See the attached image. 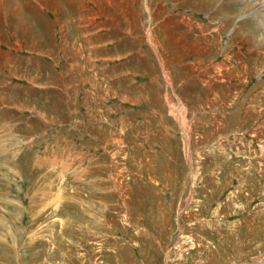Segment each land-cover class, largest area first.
<instances>
[{"label":"rangeland","instance_id":"1","mask_svg":"<svg viewBox=\"0 0 264 264\" xmlns=\"http://www.w3.org/2000/svg\"><path fill=\"white\" fill-rule=\"evenodd\" d=\"M209 1L0 0V264H264V6Z\"/></svg>","mask_w":264,"mask_h":264},{"label":"bare ground","instance_id":"2","mask_svg":"<svg viewBox=\"0 0 264 264\" xmlns=\"http://www.w3.org/2000/svg\"><path fill=\"white\" fill-rule=\"evenodd\" d=\"M9 1V0H8ZM207 3H213V1L212 0H210L209 2H207ZM207 3H205V4H207ZM218 3V2H217ZM1 4V3H0ZM257 5H261V6H264V0H247L246 1V4L244 5V7L243 8H241V10H238V12H234V14H233V16H235V17H237V19H238V21L240 20V19H242V17H243V14L244 15H246L247 13H252V11H253V8L254 7H256ZM5 6V5H4ZM3 6V7H4ZM212 6V5H211ZM6 7V6H5ZM219 8V7H218ZM219 9H221V8H219ZM4 10V9H3ZM218 10V9H217ZM219 11V10H218ZM222 11V10H221ZM222 13V12H221ZM230 12H228V14H229ZM215 14V13H214ZM223 14H224V12H223ZM227 14V15H228ZM221 15V14H220ZM215 16V15H214ZM229 16H232V15H230L229 14ZM241 16V17H240ZM224 20H225V22H224ZM224 20H222V22L223 23H225L226 24V22L228 21V18H226V17H224ZM238 25V24H237ZM218 27V26H217ZM236 32V31H235ZM245 34V33H244ZM248 34V33H247ZM256 35V34H255ZM243 38V37H242ZM253 40V39H252ZM255 43V42H254ZM258 43V42H257ZM250 45H252V44H250ZM249 45V46H250ZM253 47L255 46V45H252ZM264 51V50H263ZM264 57V56H263ZM259 64V63H258ZM178 112V111H177Z\"/></svg>","mask_w":264,"mask_h":264}]
</instances>
